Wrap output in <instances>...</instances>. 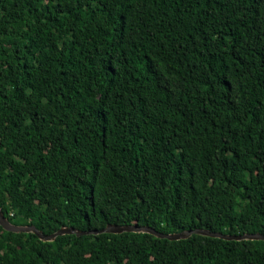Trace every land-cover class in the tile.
<instances>
[{
  "label": "trees",
  "instance_id": "1",
  "mask_svg": "<svg viewBox=\"0 0 264 264\" xmlns=\"http://www.w3.org/2000/svg\"><path fill=\"white\" fill-rule=\"evenodd\" d=\"M0 206L45 235L264 234V0H0ZM0 264H264V241L0 226Z\"/></svg>",
  "mask_w": 264,
  "mask_h": 264
},
{
  "label": "water",
  "instance_id": "2",
  "mask_svg": "<svg viewBox=\"0 0 264 264\" xmlns=\"http://www.w3.org/2000/svg\"><path fill=\"white\" fill-rule=\"evenodd\" d=\"M0 226L12 233H33L39 237L41 241L44 242H53L59 236L64 235H76L78 237L84 236L86 234H101V233H123V232H144L153 234L159 238H167L170 240H180L187 239L191 237L193 234H202L207 237L212 238H221L228 241H264V234L256 233V234H244V235H225L220 232H211L205 228H196V229H188L180 232L174 233H163L158 231L157 229L149 226V225H138V224H128V225H118V224H108L103 229L98 230H88V231H80L72 227H62L58 232L45 235L42 231L38 230L35 226H20L12 224L8 218L4 215L1 206H0Z\"/></svg>",
  "mask_w": 264,
  "mask_h": 264
}]
</instances>
